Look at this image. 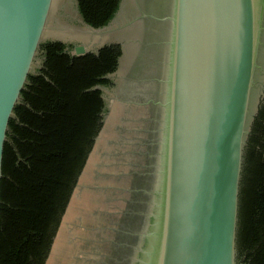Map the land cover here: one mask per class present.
I'll return each mask as SVG.
<instances>
[{
    "label": "water",
    "instance_id": "water-1",
    "mask_svg": "<svg viewBox=\"0 0 264 264\" xmlns=\"http://www.w3.org/2000/svg\"><path fill=\"white\" fill-rule=\"evenodd\" d=\"M52 2L0 0V194L10 120ZM171 13L165 94L156 102L162 109L159 162L153 165L152 210L143 216L149 228L143 225L139 236L140 245L148 242L138 246L135 260L238 264L243 148L264 0H175ZM86 52L74 47L76 55Z\"/></svg>",
    "mask_w": 264,
    "mask_h": 264
},
{
    "label": "trees",
    "instance_id": "trees-1",
    "mask_svg": "<svg viewBox=\"0 0 264 264\" xmlns=\"http://www.w3.org/2000/svg\"><path fill=\"white\" fill-rule=\"evenodd\" d=\"M120 0H76L82 21L106 26ZM41 42L42 67L30 72L10 120L0 194V264H44L61 215L102 126L97 86L111 85L118 49L71 54ZM239 264H264V96L243 148L237 224Z\"/></svg>",
    "mask_w": 264,
    "mask_h": 264
},
{
    "label": "rangeland",
    "instance_id": "rangeland-1",
    "mask_svg": "<svg viewBox=\"0 0 264 264\" xmlns=\"http://www.w3.org/2000/svg\"><path fill=\"white\" fill-rule=\"evenodd\" d=\"M169 4L170 0H120L113 20L105 28H93L82 21L75 0L52 2L40 42L61 41L71 46L73 55L75 46L94 53L116 44L121 52L115 71L105 76L111 85L96 87L106 108L102 126L44 264H118L113 249L124 228L122 220L125 215L134 216L137 206L145 204L152 193L147 177L157 160L161 119L152 111L159 101L156 86L158 69L164 68L162 42L166 38L164 22L159 20L165 18L161 15ZM260 41L246 135L264 96V30ZM41 67L37 51L31 72Z\"/></svg>",
    "mask_w": 264,
    "mask_h": 264
},
{
    "label": "flooded vegetation",
    "instance_id": "flooded-vegetation-1",
    "mask_svg": "<svg viewBox=\"0 0 264 264\" xmlns=\"http://www.w3.org/2000/svg\"><path fill=\"white\" fill-rule=\"evenodd\" d=\"M168 14V12H166L165 14L161 15V16H165ZM156 19H160V18H156ZM159 21H163L164 22V34L165 37H166V30H167V26H168V21L166 19H162V20H159ZM165 40L167 41V38H165ZM165 40L162 42V54L163 56L165 55V52H166V44H165ZM111 46L113 47H116V49H118L119 51V55H120V52H121V49H119V46L118 45H114V44H111ZM98 52V49L97 51H95L94 53L97 54ZM87 53H90V52H86L84 54H87ZM82 55V54H80ZM118 55V57H119ZM118 60V59H117ZM162 63V62H161ZM165 71H164V68H162V70L158 69V77L160 78L157 82V86H156V90H157V93H158V96H157V102H160L163 100L164 98V94H165V83H164V80H165V75H164ZM153 111L152 112H155L154 115L157 116V118H161V106L159 104H156L155 107H153ZM151 112V113H152ZM103 116V115H102ZM156 151H157V148H156ZM156 163V161H153V164L150 166V171L148 173V179H147V184H150L151 185V191L153 190V165ZM145 175H142L141 178H143ZM144 185H145V182H144ZM139 191H141V189H139ZM151 197L152 195H149L147 196V201L145 202V204L143 203V205H138L136 204L137 206V209H135V213L133 214L134 216H130V217H126V215L124 216V220H122V223H123V231L118 232L117 234V241L115 242L116 244L114 246L115 249L114 250V253H115V258L118 259L119 258V261H118V264H137V260H135L137 258V254H138V246L140 245V243L143 241L144 237L142 238H139L140 236V233L143 232V225L145 227V224L143 223L144 221V217L145 215H147L148 211L150 212L152 210L148 208V204L151 200ZM136 203V201H135ZM138 209H141L142 212L138 214ZM143 213V214H142ZM140 215V216H139ZM146 223H147V220H146ZM149 225V224H148ZM132 228V230H131ZM149 227H145V229H148ZM142 231V232H141ZM121 236H123L125 238V241L122 242L123 240L120 238ZM131 238V240H129V238ZM147 239L144 240V242L140 245L142 248H146V245H147ZM136 257V258H135ZM115 259V260H116ZM117 262V261H116ZM115 262V263H116Z\"/></svg>",
    "mask_w": 264,
    "mask_h": 264
},
{
    "label": "bare ground",
    "instance_id": "bare-ground-1",
    "mask_svg": "<svg viewBox=\"0 0 264 264\" xmlns=\"http://www.w3.org/2000/svg\"><path fill=\"white\" fill-rule=\"evenodd\" d=\"M161 2V1H160ZM174 2H175V0H171L170 1V4L168 5V8H167V12H168V14L166 15V17L164 18V19H166L167 20V18H168V16L170 17L171 16V12H172V10H174ZM162 9V8H161ZM163 19V18H162ZM168 21V20H167ZM171 27H172V25L170 24V22L168 21V26H167V30H166V38H167V41L165 40V44H166V52H165V55L163 56V64H164V71H166L167 70V60H168V53H169V48H170V46H169V43H168V41L171 39V34H172V32H171ZM164 75L166 76V73H164ZM161 131V130H160ZM157 160H158V162H159V159H158V157H157ZM157 160H156V162H157ZM157 162V163H158Z\"/></svg>",
    "mask_w": 264,
    "mask_h": 264
},
{
    "label": "crops",
    "instance_id": "crops-1",
    "mask_svg": "<svg viewBox=\"0 0 264 264\" xmlns=\"http://www.w3.org/2000/svg\"><path fill=\"white\" fill-rule=\"evenodd\" d=\"M76 1V0H75Z\"/></svg>",
    "mask_w": 264,
    "mask_h": 264
}]
</instances>
